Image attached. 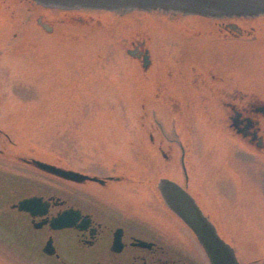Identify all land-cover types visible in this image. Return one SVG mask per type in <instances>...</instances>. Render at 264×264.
I'll use <instances>...</instances> for the list:
<instances>
[{"label": "rangeland", "instance_id": "obj_1", "mask_svg": "<svg viewBox=\"0 0 264 264\" xmlns=\"http://www.w3.org/2000/svg\"><path fill=\"white\" fill-rule=\"evenodd\" d=\"M87 14L88 23L72 18ZM39 15L52 25L50 32L37 24ZM205 30L208 39L218 35L214 20L197 15L64 10L0 0V263L58 264L40 252L42 234L9 206L23 189L47 191L56 185L33 172L28 187L12 189L21 166L15 155L31 153L89 171L128 167L131 177L146 172L148 178L169 176L184 183L176 144L181 141L188 183L201 191L198 198L219 233L241 264H264V152L238 149L199 109L188 120L165 114L161 104L143 103L140 62L127 53L132 41L143 38L152 64L173 66L176 53L185 58L183 64L197 62L206 53L196 50L199 38L191 42L189 36L198 31L203 36ZM258 48L244 46L224 56L242 62L244 71L263 72ZM156 223L164 245L160 256L177 264H208L193 233L164 206L161 212L147 211L145 226ZM58 241L65 249L61 234Z\"/></svg>", "mask_w": 264, "mask_h": 264}, {"label": "flooded vegetation", "instance_id": "obj_2", "mask_svg": "<svg viewBox=\"0 0 264 264\" xmlns=\"http://www.w3.org/2000/svg\"><path fill=\"white\" fill-rule=\"evenodd\" d=\"M201 17L215 21L218 35H215L214 39H208L211 36L209 31H203V36L199 31L191 33L189 38H199L196 50L206 53V57L197 62L187 61L188 63L183 64L185 58L176 53L174 55L177 60L172 64L173 66L152 64L146 39L142 38L130 43L131 46L127 50H130L132 52L130 55L140 62L143 75L142 101L161 104L169 110L165 112L163 107L162 112L165 114L174 112L188 120L198 113L199 109V114L220 124L222 134L237 143L235 147L243 152L261 154L264 152V71H244L242 62L237 59H227L224 54L244 46H262L258 51L261 52V62L264 66V14ZM72 18L88 23L92 16L87 14ZM41 20L47 22L43 16ZM207 40L212 41L207 44ZM193 41L196 40L192 39L191 42ZM215 42L221 45L220 49L216 46L211 47ZM187 128L189 130L190 125H187ZM150 140H152L151 134ZM169 140L174 143L172 139ZM176 144L184 157L186 145L181 141ZM0 154H4L3 149H0ZM14 158L21 165L15 173L14 185L24 184L28 187L33 172L44 175L56 185L47 191L23 189V193L16 201L9 204L11 207L19 199L31 196L42 197L48 202L47 210L42 215L32 216L27 211H18L30 228L42 234L39 249L45 257L52 258L58 264H68L69 261L79 264L83 260L87 262L86 264L179 263L175 258H164L159 255V252H163L164 245L159 244L161 240L158 237L161 236L159 234L162 231L160 232L157 223L152 228L145 226L147 211L161 212L163 206L158 179L148 178L146 172H142L144 175L141 177H131V170L128 167L107 168L100 172L99 169L89 171L70 168L31 153L18 154ZM34 159L97 179L85 178L75 181L61 177L37 167L33 162ZM182 172L185 177L183 169ZM186 181L187 183L182 185L210 219H213L211 212L199 200L201 191L189 185L188 177ZM66 210L77 213L76 225L53 229L49 220ZM132 215L139 223H136V226L132 225ZM116 229H120L121 234L118 242L119 250L112 249ZM58 234L65 239V249H62L58 241ZM49 239L53 246L50 254L43 251ZM138 239L146 241V244L139 245Z\"/></svg>", "mask_w": 264, "mask_h": 264}, {"label": "water", "instance_id": "obj_3", "mask_svg": "<svg viewBox=\"0 0 264 264\" xmlns=\"http://www.w3.org/2000/svg\"><path fill=\"white\" fill-rule=\"evenodd\" d=\"M44 6L62 9H106L115 12L131 10L143 11H173L182 14H196L207 17L258 16L264 14V0H35ZM47 30L51 27L44 24ZM128 53H132L128 50ZM146 58V56H145ZM34 164L55 175L81 181L85 178L96 180L71 169H64L41 160H33ZM183 164V163H182ZM185 178L187 174L185 172ZM158 188L164 203L189 227L197 241L203 248L210 264H240L233 246L217 231L215 225L205 215L194 197L177 181L161 177ZM48 202L42 197L32 196L18 200L11 207L28 211L32 216L42 215L47 210ZM77 213L66 210L58 213L49 220L53 229H61L76 225ZM40 223L38 224V226ZM119 235L114 242L118 243ZM49 239L43 251L50 254L53 246ZM139 245H144L139 241ZM113 249L120 246L114 244Z\"/></svg>", "mask_w": 264, "mask_h": 264}, {"label": "bare ground", "instance_id": "obj_4", "mask_svg": "<svg viewBox=\"0 0 264 264\" xmlns=\"http://www.w3.org/2000/svg\"><path fill=\"white\" fill-rule=\"evenodd\" d=\"M28 1H30V2H32V3H35V4H39V5H41L40 3H38V2H36L35 0H28ZM42 6H44V5H42ZM44 7H51V6H44ZM75 9V8H74ZM76 9H87V8H76ZM91 10H104V11H112V10H106V9H91ZM193 15H196V14H193ZM199 16H202V15H199ZM41 15H39L37 18H36V22H37V24L41 27V28H43L45 31H47V32H50L52 29H53V27H52V25H50L48 22H44V21H42L41 20ZM44 24L45 25H48V26H50L51 27V30H47L45 27H44ZM127 53H128V50H127ZM129 55H130V53H128ZM189 135H191V134H189ZM162 156L163 157H165L166 156V154L164 153V151H162ZM180 158H181V167H182V169H183V171L184 172H186V174H187V172H189V170H187V168H186V165H185V163H184V157H183V154L180 156ZM183 163V164H182ZM78 172V171H77ZM80 173V172H79ZM164 177H166V178H169V179H172V180H174V181H176L175 179H173V178H171V177H169V176H164ZM188 177V176H187ZM160 179V178H159ZM158 179V180H159ZM187 183V181H186V178L184 177V183ZM179 183V182H178ZM181 183V182H180ZM179 183V184H180ZM183 183H181L180 185L182 186V187H184V185H182ZM20 188V186H14V187H12V189H19ZM185 188V187H184ZM159 189V188H158ZM186 189V188H185ZM187 190V189H186ZM188 191V190H187ZM160 192V191H159ZM191 194V193H190ZM161 195V194H160ZM32 197V196H31ZM37 197V196H36ZM24 198H26V197H24ZM162 198V197H161ZM22 199V198H21ZM195 199V198H194ZM20 200V199H19ZM163 200V199H162ZM196 201V200H195ZM18 202V201H17ZM197 202V201H196ZM198 204V203H197ZM199 205V204H198ZM163 206H164V208L167 210V211H169V212H171L172 213V215L173 216H175L176 218H178L179 219V221L181 222V224L185 227V228H187L191 233H192V231L189 229V227L164 203V201H163ZM200 207V206H199ZM17 208V207H16ZM201 208V207H200ZM17 211H24V210H19L18 208L16 209ZM202 210V212L205 214V215H207L206 213H205V211H203V209H201ZM28 212V211H27ZM208 216V215H207ZM135 217V216H134ZM133 217V215L131 216V218H134ZM209 217V216H208ZM209 219H210V217H209ZM214 219H211V221L213 222V224L215 225V227H216V229H217V231L219 232V228H218V226H217V224H216V222H215V220L213 221ZM220 234V233H219ZM119 235V241L118 242H120V229H116L115 230V234H114V239H113V245L114 244H116V245H119L120 246V244L119 243H116V242H114V240H115V238L117 237ZM221 235V234H220ZM193 236H194V238H195V241L197 242V244L200 246V248H201V250H202V252H203V254H204V256L206 257V254H205V252H204V250H203V248L201 247V245L199 244V242L197 241V239H196V237H195V235L193 234ZM222 236V235H221ZM223 237V236H222ZM226 240V239H225ZM138 242L139 241H143V240H140V239H138L137 240ZM227 241V240H226ZM144 243L146 242V241H143ZM228 242V241H227ZM228 243H230V242H228ZM231 244V243H230ZM112 245V246H113ZM112 249H113V247H112ZM114 250H116V249H114ZM117 250H119V249H117ZM236 254V253H235ZM236 257H237V255H236ZM237 259H238V257H237ZM206 260H207V263L208 264H210L209 263V261H208V259H207V257H206ZM238 261H239V259H238ZM239 263L241 264V262L239 261ZM0 264H2V263H0ZM95 264H98V263H95Z\"/></svg>", "mask_w": 264, "mask_h": 264}]
</instances>
